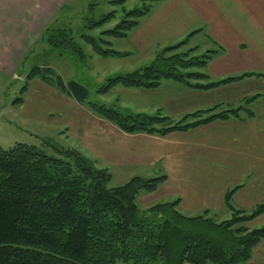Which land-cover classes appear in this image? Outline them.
<instances>
[{
    "label": "trees",
    "instance_id": "obj_1",
    "mask_svg": "<svg viewBox=\"0 0 264 264\" xmlns=\"http://www.w3.org/2000/svg\"><path fill=\"white\" fill-rule=\"evenodd\" d=\"M127 1L113 0L123 6L124 12L114 27L101 31L97 38L86 33L80 36L95 54L127 55L111 48L112 42L105 37H128L160 0H142L141 7L129 11L124 6ZM116 18L114 10L99 20H89L87 26L94 30ZM53 28H46L41 40L61 55L74 54L86 60L70 27ZM198 31L156 50L150 65L108 78L98 92L106 94L117 85L155 89L164 80L211 90L247 77H264V73L246 72L212 80L206 68L222 48L204 54H197V46L183 50ZM35 78L58 87L80 103L87 97L86 86L76 80L65 83L49 66L34 67L26 83ZM26 90L27 85L21 92ZM261 96H250L233 108L216 104L198 109L179 119L161 109L155 114H124L104 104L86 105L126 133L165 136L216 120L253 118L255 112L249 105ZM44 146L17 143L5 148L0 144V264H243L264 239V225L254 229L248 225L264 213V201L251 211L232 202L242 185L227 191L225 206L232 216L223 221L213 218L210 210L195 216L183 213L179 198L144 208L139 203L140 194L156 191L166 180L165 174L134 176L123 185L110 187L113 175L108 168H97L77 149L58 147L49 141Z\"/></svg>",
    "mask_w": 264,
    "mask_h": 264
},
{
    "label": "crops",
    "instance_id": "obj_2",
    "mask_svg": "<svg viewBox=\"0 0 264 264\" xmlns=\"http://www.w3.org/2000/svg\"><path fill=\"white\" fill-rule=\"evenodd\" d=\"M67 4L68 0H0V76L17 74ZM193 31L198 32L189 41L203 36L216 50L222 48L206 68L212 80L255 72L251 70L264 73V0H160L126 38L133 49L146 54L154 53L159 45L179 43ZM258 61L263 65L258 67ZM260 80L247 77L211 90L164 80L155 89L165 88V92L150 108L178 119L216 104L241 105L255 94L262 96L254 103L264 104V77ZM25 93L22 113L59 122L64 133L73 136L74 149L90 162L95 160L120 174L144 175L140 170L147 169L158 176L165 174L166 180L156 191L141 195V205L179 198V208L187 213L210 210L215 215L228 210L225 195L237 185H242L232 199L237 208L251 211L264 201L262 110L254 111L253 118L216 120L165 136L130 134L41 78L29 81ZM144 112L152 114L149 108ZM251 225H264V213ZM243 264H264V239Z\"/></svg>",
    "mask_w": 264,
    "mask_h": 264
},
{
    "label": "rangeland",
    "instance_id": "obj_3",
    "mask_svg": "<svg viewBox=\"0 0 264 264\" xmlns=\"http://www.w3.org/2000/svg\"><path fill=\"white\" fill-rule=\"evenodd\" d=\"M142 4V0H128L124 6L126 10L129 11L141 7ZM122 8V5L113 3V0H68L67 7L64 12L62 11L63 13L60 15L57 23L53 25V29L70 27L74 32V36L84 49V53L87 56L86 60L74 54L64 53L61 55L57 49L49 47L44 40H41L40 43L34 46V50L29 54L24 64L19 67L15 76H0V144L2 146L9 148L17 143H26L45 147L44 144L49 141L52 145L58 147L76 148L73 136L69 133H64L66 130L59 122L49 123L43 119L37 120L22 113V101L23 98L26 97V93H22L21 91L27 85V74L36 66H49L57 72V74L61 75L66 82L76 80L86 86L88 94L84 99V103H82L86 108L85 110L89 109L86 102H94L104 104L108 107H114L124 114L140 113L148 108L152 114L157 112V110L155 111L150 107L154 106V104L162 98L165 88L156 90L117 85L106 94L98 92L99 88L106 83L108 78L123 75L150 65L156 57V50L173 45V43H165L159 45L154 53L143 54L132 48L129 38L105 37L106 40L112 42L110 45L111 48L128 54L121 57H102L95 54L92 46L85 42L80 36L86 33L92 34L96 38L99 37L101 31L114 27L115 24L122 19L124 15ZM114 10L117 12V18L114 21L106 23L102 27L94 30L89 29V26H87L89 20H99ZM202 37L203 36H198L190 40L183 50L199 46L200 49H198L197 54H204L211 48L215 49V46H210ZM104 46L107 47V45ZM257 64L258 67L263 65L260 61H258ZM251 71L261 73L259 70ZM261 78L262 77L254 76V80L258 81V83H260ZM171 83L174 82L171 81ZM178 85L181 84L178 83ZM167 92H169L168 89ZM260 93L263 94V92ZM19 98H22V101L16 102ZM253 103L249 105V108L258 113L261 112V110L262 113L264 112V104L262 102ZM239 105L240 104L234 106L225 105L224 108H233ZM179 118L180 117H178V119ZM49 151L52 153L51 150ZM91 161L97 168H103L101 164L97 163L95 160ZM111 171L113 172V178L109 184L110 187L123 185L134 176H144L147 178L158 176L148 169L143 171L140 170L144 175H140L139 172H132L131 175L120 174L116 169H111ZM142 194H140L139 198L142 197ZM172 200L173 199H160L159 201L151 202L157 203ZM140 202L142 201L139 200V203ZM141 207L146 208V205H141ZM181 211L190 216L198 214L187 213L182 209ZM211 216L217 221H223L231 218L232 214L226 210L217 212V214H212ZM251 224L252 223L248 225L253 229L263 226Z\"/></svg>",
    "mask_w": 264,
    "mask_h": 264
}]
</instances>
